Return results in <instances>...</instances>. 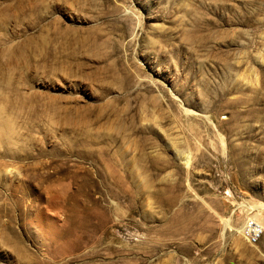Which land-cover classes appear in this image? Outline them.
<instances>
[{
    "label": "rangeland",
    "instance_id": "obj_1",
    "mask_svg": "<svg viewBox=\"0 0 264 264\" xmlns=\"http://www.w3.org/2000/svg\"><path fill=\"white\" fill-rule=\"evenodd\" d=\"M0 119V264H264V0H0Z\"/></svg>",
    "mask_w": 264,
    "mask_h": 264
},
{
    "label": "built area",
    "instance_id": "obj_2",
    "mask_svg": "<svg viewBox=\"0 0 264 264\" xmlns=\"http://www.w3.org/2000/svg\"><path fill=\"white\" fill-rule=\"evenodd\" d=\"M240 231L244 240L248 244L253 245L261 238L264 232V227L259 220L248 215L243 220Z\"/></svg>",
    "mask_w": 264,
    "mask_h": 264
},
{
    "label": "bare ground",
    "instance_id": "obj_3",
    "mask_svg": "<svg viewBox=\"0 0 264 264\" xmlns=\"http://www.w3.org/2000/svg\"><path fill=\"white\" fill-rule=\"evenodd\" d=\"M1 120V119H0ZM2 122V121H1ZM6 122V121H5ZM183 159L185 160V163H189V161H190V159L189 158H186V156H185V158L183 157ZM258 220V219H257ZM261 222V221H260ZM262 224V223H261ZM264 227V226H263Z\"/></svg>",
    "mask_w": 264,
    "mask_h": 264
}]
</instances>
